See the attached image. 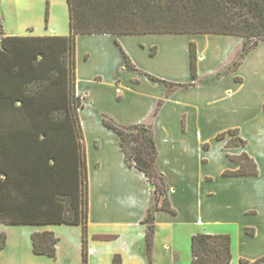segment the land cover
I'll use <instances>...</instances> for the list:
<instances>
[{
    "label": "crops",
    "instance_id": "crops-1",
    "mask_svg": "<svg viewBox=\"0 0 264 264\" xmlns=\"http://www.w3.org/2000/svg\"><path fill=\"white\" fill-rule=\"evenodd\" d=\"M0 32L67 36V1L0 0ZM192 43L195 80L190 76ZM243 44L241 37L221 34L76 37V87L86 100L79 119L88 181L87 264H112L116 256L120 264H191L190 240L196 233L229 235L231 264L264 258V40L242 57ZM123 53L138 71L125 69ZM145 71L183 86L168 90L140 73ZM189 83L193 85L185 86ZM104 117L121 127L143 124L152 129L156 167L166 180L175 214L154 209L151 185L126 165L119 137L103 125ZM228 130H236L246 145L226 152L230 136H217ZM242 153L258 174L223 176L239 168L230 156ZM149 209L154 234L148 253L143 220ZM214 224L221 229H210ZM0 227L7 248L14 228ZM30 227L22 240L29 242L31 259L61 257L62 264H82L81 225ZM42 231L59 239L55 259L32 252L30 236ZM176 231L188 237L186 259L174 245Z\"/></svg>",
    "mask_w": 264,
    "mask_h": 264
},
{
    "label": "trees",
    "instance_id": "trees-1",
    "mask_svg": "<svg viewBox=\"0 0 264 264\" xmlns=\"http://www.w3.org/2000/svg\"><path fill=\"white\" fill-rule=\"evenodd\" d=\"M67 36H4L0 32V225H81L82 264L88 261V181L76 87L78 35L221 34L244 39L242 57L264 40V0H66ZM46 11L45 20L47 21ZM152 54L154 51L152 50ZM125 69L138 71L123 53ZM168 90L176 86L140 72ZM190 76L197 78V51L190 45ZM193 83L186 84L191 86ZM118 137L124 161L144 175L156 205L175 214L169 188L156 167L153 131L143 124L121 127L103 118ZM229 145L244 147L236 130ZM239 168L223 176H256L245 154L230 156ZM146 250H151L153 213L143 220ZM32 252L56 258L59 239L51 231L33 232ZM6 236L0 233V250ZM191 264H231L229 235L196 233L190 240ZM264 258L250 263L262 264ZM112 264H120L116 256Z\"/></svg>",
    "mask_w": 264,
    "mask_h": 264
},
{
    "label": "rangeland",
    "instance_id": "rangeland-1",
    "mask_svg": "<svg viewBox=\"0 0 264 264\" xmlns=\"http://www.w3.org/2000/svg\"><path fill=\"white\" fill-rule=\"evenodd\" d=\"M141 65H144V64H141ZM80 67H81V60H80ZM148 69L150 70V67ZM147 73L150 74V72H147ZM77 91L78 92L80 91L78 90V87H77ZM78 94L83 98L82 102L85 103L86 100H85V97L82 95V93L79 92ZM233 149H236V148L232 147V145L230 146L229 141H228L225 144L224 150L226 152H230ZM12 228L14 229L10 231L12 236H10L11 239L9 241L8 247L6 248V244H5L4 249L0 250V264H62L63 260L61 257L57 261L56 259L55 261H53V260H49L45 258L31 259L29 257V254H31V248L29 247V242L27 241V243H24V240H22V236H24V233L26 232V230H28V228H31V227L30 226H12ZM210 229L218 230V229H221V227H219L218 224H214V225H211ZM174 245L175 247H177V249H179L182 259H186L187 256L189 255L188 237H186V235L184 236V234H182L181 232L176 231L175 236H174Z\"/></svg>",
    "mask_w": 264,
    "mask_h": 264
},
{
    "label": "built area",
    "instance_id": "built-area-1",
    "mask_svg": "<svg viewBox=\"0 0 264 264\" xmlns=\"http://www.w3.org/2000/svg\"><path fill=\"white\" fill-rule=\"evenodd\" d=\"M117 92H119V90Z\"/></svg>",
    "mask_w": 264,
    "mask_h": 264
}]
</instances>
